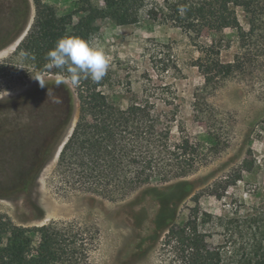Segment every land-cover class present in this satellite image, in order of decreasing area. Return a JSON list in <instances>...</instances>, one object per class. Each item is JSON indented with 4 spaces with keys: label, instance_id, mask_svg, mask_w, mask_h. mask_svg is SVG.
Segmentation results:
<instances>
[{
    "label": "rangeland",
    "instance_id": "374dc122",
    "mask_svg": "<svg viewBox=\"0 0 264 264\" xmlns=\"http://www.w3.org/2000/svg\"><path fill=\"white\" fill-rule=\"evenodd\" d=\"M80 1L84 0H0V213L26 227L50 221L96 227L98 242L88 264H168L170 254L161 245L164 235L171 226L187 222L198 197L204 221L200 230L210 249L222 251L223 264H232L231 253L252 243L246 217L256 210L264 218V135L251 134L264 118V16L252 31L250 16L236 9L244 37L236 29H205L197 37L145 13L136 24L120 25L110 17L96 21L98 31L90 38L108 58L103 87L108 99L127 106L132 98L129 88L141 94L145 88L170 85L178 97V118L201 156L186 177L154 182L125 200L108 202L67 195L55 178L60 151L79 115L72 82L64 75L36 74L21 55L10 59L23 40L41 31V6L61 18ZM90 1L105 6L104 0ZM66 29L72 33V26ZM157 43L171 46L180 71L163 72L153 63ZM201 47L214 49L222 62L238 69L207 87L195 66L203 56ZM31 75H39L46 86L41 88ZM61 79L64 83L57 88ZM196 95L202 103L198 113ZM24 100L33 103L25 106ZM179 136L174 128L173 140ZM249 149L257 166L244 172L237 184L226 186L225 179L236 175ZM216 192L223 198H216Z\"/></svg>",
    "mask_w": 264,
    "mask_h": 264
},
{
    "label": "trees",
    "instance_id": "16d2710c",
    "mask_svg": "<svg viewBox=\"0 0 264 264\" xmlns=\"http://www.w3.org/2000/svg\"><path fill=\"white\" fill-rule=\"evenodd\" d=\"M147 1L151 3L145 5ZM261 2L104 0L105 6L100 8L90 0H84L61 18L50 8L41 6V31L31 34L30 40L28 37L23 40L10 59L19 57L24 51L36 74L64 75L69 79L66 70L45 68L47 53L66 35L88 40L98 31L96 21L102 17L126 25L138 23L141 14L145 13L153 20L170 23L197 37L205 29L216 32L236 29L244 37L236 9L240 7L250 16L253 31L257 21L264 16ZM75 17L77 23H74ZM67 26H72V33H68ZM199 51L203 56L195 61V66L207 87L216 86L238 69L234 63L222 62L219 54L210 47H201ZM151 59L163 72L180 71L170 45L157 43ZM105 78L99 83L90 78L72 83L79 101V115L57 161L55 178L61 190L67 195H90L118 202L154 182L167 184L190 175L201 156L178 118L180 106L172 87L165 84L155 89L145 88L141 94H135L129 88L132 98L127 106H122L108 99L103 90ZM195 98L198 113L202 103L198 95ZM21 103L29 106L33 101ZM174 128L180 134L178 140L172 138ZM251 134L263 138L264 118L254 125ZM257 164L252 149H249L236 175L225 179L226 186L237 184L242 180V174L251 173ZM213 195L218 199L224 196L219 192ZM203 223L196 197L187 222L182 226H171L164 235L161 245L166 255L170 254L168 264H223L222 251L210 249L200 230ZM245 224L252 243H246L240 253H231L232 264H264V218L255 210L246 217ZM98 236L96 227L78 221H50L42 226L26 227L0 213V264H88Z\"/></svg>",
    "mask_w": 264,
    "mask_h": 264
},
{
    "label": "clouds",
    "instance_id": "9594fccd",
    "mask_svg": "<svg viewBox=\"0 0 264 264\" xmlns=\"http://www.w3.org/2000/svg\"><path fill=\"white\" fill-rule=\"evenodd\" d=\"M20 55L26 57L27 53L21 51ZM45 68H56L68 72V78L73 84H78L81 78H90L99 83L106 75L109 62L102 48L97 47L91 38L85 40L78 36H64L60 38L54 47L46 55ZM32 76V75H31ZM39 82L41 88L46 85L39 75L32 76ZM64 80L57 81V88ZM50 89L48 91L49 96Z\"/></svg>",
    "mask_w": 264,
    "mask_h": 264
}]
</instances>
